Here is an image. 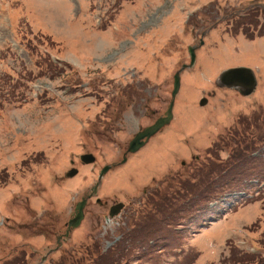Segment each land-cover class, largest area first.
<instances>
[{"label":"rangeland","instance_id":"rangeland-1","mask_svg":"<svg viewBox=\"0 0 264 264\" xmlns=\"http://www.w3.org/2000/svg\"><path fill=\"white\" fill-rule=\"evenodd\" d=\"M233 67L252 69V95L216 86ZM180 69L173 119L120 164L133 135L164 115ZM259 114L264 0H0V264H236L230 247L264 264V173L220 176L213 185H232L222 194L245 193L230 207L185 199L225 161L238 119ZM88 153L94 163L82 164ZM254 156L252 169L264 160ZM180 184L185 209L158 212Z\"/></svg>","mask_w":264,"mask_h":264},{"label":"trees","instance_id":"trees-1","mask_svg":"<svg viewBox=\"0 0 264 264\" xmlns=\"http://www.w3.org/2000/svg\"><path fill=\"white\" fill-rule=\"evenodd\" d=\"M49 68H56L55 66L51 65L49 63ZM59 71V70H58ZM255 127L259 132H256ZM248 129H252L253 132H255V136L250 137L247 135ZM246 135L248 136L247 139ZM232 137L230 140H226L224 144H222L219 148V150H226L228 152V157L225 161L218 163L216 165L208 166L205 169V177L202 178L203 184L202 188H200L198 191V195L196 198H193L192 194L184 196V193L182 190L186 189L185 186L181 185L177 186L176 188H167V193L159 198V200L163 203V209L157 205V211L163 212L165 214L167 211H170L172 207L169 203L174 205L172 202L176 203V209H173V211L180 210L181 212L183 209H185V202L180 203L181 199L185 197L186 205H188L190 202H196L199 203V200H204L205 202H208V200H212L220 195L222 193L220 192L221 189H226L228 187H232V185L224 186L222 183L219 184L220 186L213 185L214 182H219V177L222 175H225L227 173L232 174H246L247 178L254 175H261L264 173V168L262 166L263 161H259V163H255L254 168L252 169L250 167V162L255 161L252 155L257 152L264 153V116L263 118L259 114L256 117V122L252 119L250 123L246 121L245 118H239L238 122L232 129ZM218 150V151H219ZM246 168V169H243ZM193 174H189V177L191 178ZM180 183V182H178ZM179 185V184H178ZM210 188V190L208 189ZM168 202L167 204H165ZM179 203V206L177 204ZM169 207V208H168ZM147 226V225H146ZM157 226V223H156ZM152 227V226H147ZM264 249V248H263ZM111 252L108 253L110 255ZM106 256V255H102ZM117 258H120V256H117ZM254 261V258L251 257V255H245L239 257L238 253L235 250L231 249V256L230 261L233 263H243V262H250Z\"/></svg>","mask_w":264,"mask_h":264},{"label":"water","instance_id":"water-1","mask_svg":"<svg viewBox=\"0 0 264 264\" xmlns=\"http://www.w3.org/2000/svg\"><path fill=\"white\" fill-rule=\"evenodd\" d=\"M195 47H189L188 52L190 55V64L189 67L193 66L195 62ZM184 68V67H182ZM182 69L177 71L173 76V89L171 92V100L169 102L168 108L165 111L164 115L159 117L152 125L149 127L138 131L134 137L130 140L128 144L127 153H135L140 148H142L148 139L156 134L159 130H161L164 126L168 125L169 122L173 118L172 109L174 105L175 97L178 93L179 86H180V77L179 74ZM217 87L228 88L238 91V93L242 96H249L255 92L257 86V80L255 77L254 72L247 67H234L223 70L215 82ZM206 104V100L202 99L199 102L200 106H204ZM81 161L85 164H90L94 162V157L90 154H85L80 157ZM126 160L123 157L122 163ZM109 166L104 167L98 177V183L91 188V194L97 192V188L100 184L102 176L109 170ZM76 174V171H71L67 176L72 177ZM90 194V195H91ZM86 199H83L81 202L77 203L74 212V218L69 221L68 228L76 227L79 225L80 221L83 218V208L85 206ZM122 208L121 204H118L110 209L109 216L113 217L114 215L118 214L120 209Z\"/></svg>","mask_w":264,"mask_h":264}]
</instances>
